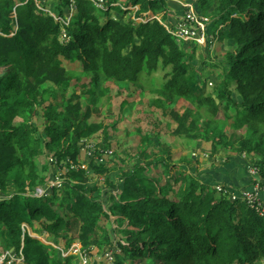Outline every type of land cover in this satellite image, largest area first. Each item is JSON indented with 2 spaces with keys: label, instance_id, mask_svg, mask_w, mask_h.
I'll return each mask as SVG.
<instances>
[{
  "label": "trees",
  "instance_id": "1",
  "mask_svg": "<svg viewBox=\"0 0 264 264\" xmlns=\"http://www.w3.org/2000/svg\"><path fill=\"white\" fill-rule=\"evenodd\" d=\"M17 2L0 0V256L23 255L10 264H80L78 255L65 256L75 243L105 252L118 240L116 264H261L264 213L185 173L170 152L161 157L159 135L140 133L136 163L110 189L91 185L97 178L80 168L50 186L62 163L77 164L82 142L100 133L106 142L91 164L106 174L108 124L92 122L101 115L102 82L151 87L158 97L151 104L177 125L173 135L205 142L212 157L230 149L252 159L264 186V0H187L214 25L207 47L180 44L167 31L168 0H103L102 7L53 0L50 12V0ZM161 8L162 19L154 18ZM113 9L123 17L111 16ZM216 38L234 49L213 72L200 71L197 48H212ZM64 60L80 63L81 73H70ZM159 72L165 82L157 84ZM85 77L92 87L79 83L86 91L67 95ZM222 121L244 129L237 145ZM182 162L192 169L199 161ZM159 168L164 183L152 173Z\"/></svg>",
  "mask_w": 264,
  "mask_h": 264
},
{
  "label": "rangeland",
  "instance_id": "2",
  "mask_svg": "<svg viewBox=\"0 0 264 264\" xmlns=\"http://www.w3.org/2000/svg\"><path fill=\"white\" fill-rule=\"evenodd\" d=\"M17 1L18 0H15L16 3H18ZM50 1V6L52 7L45 9V12H50L49 9L53 10L58 4L52 2L53 0ZM186 1L187 0H175L167 3L169 9L168 17L171 19H168L166 21L167 23H169L166 24L167 26L171 27L178 22V20L182 16L181 13L183 11L181 6H183ZM179 7L181 9H179ZM165 12L166 8H161L155 16L162 19ZM197 12L198 16L201 17V12L199 9H197ZM110 15L116 18L123 17V15L117 12L115 9L111 11ZM52 16L55 17L56 20H60L58 15L54 12L52 13ZM128 21L129 19L126 20V22ZM211 28H214V25L211 24ZM212 36L213 34L208 31L209 39H211ZM232 49H234L233 42L221 41L216 38L212 48L208 50L197 48L194 64L198 65L197 67L199 70L201 69L200 71L204 70L205 72H213V70L215 69L211 68V65L213 66L214 64H221L225 60L226 55ZM64 63L70 73H81L80 63H71L66 60H64ZM216 72L217 73L214 74L211 79H217L220 73V69ZM85 78L81 79L79 82L75 81L74 79L72 81V85H76V88L74 89L72 87L71 89H69L67 95L70 96L74 92L82 95L86 90H84L83 86H78L79 83H85L92 87V85L90 84V78ZM153 78L155 79V83L157 84L165 82L164 72H159ZM100 87L101 90L106 93V95L101 98L97 106L101 111L100 117L94 115L92 122H103L108 124L107 135L108 142H110V148L108 150L109 152L107 153L108 157L103 156V159L106 162L107 172L104 175H99L92 169L93 164H91V158L95 155V149L98 146L101 147L104 145L101 143L106 142L104 138L105 134L100 133L90 140L82 142L85 143L86 146L81 152L77 164H73L71 167H68V163H62L60 170H58L55 175V180H58L54 183L52 182L50 187L54 186L55 184H60L58 182L63 183L64 180L69 179V176L74 170L78 171V168H80L81 170L87 171L90 176L97 178L93 179L91 185L97 183L100 185L101 190L110 189L111 187L109 184L114 185L116 183V177L120 173V171L126 170L129 166L132 165V163H136L137 149L138 146L141 145V138L139 136L140 133H143L151 134L153 137L159 135L162 144L157 146H159V149L161 150V157L166 158L167 155L165 154L170 152V155H172L173 161L177 164V166H183V168L185 169L184 172L194 176L198 181H202V183H208L209 185L215 187L217 190L221 189V192L227 191L229 193H241L243 191L252 190L251 185H253V179L255 178L253 174V171L255 169L253 166V160L250 158L243 159L242 157L234 154L230 149L222 150L216 157H212L210 155L211 149L205 142H192L185 140L182 137L173 135L172 130H174L177 125L173 124L172 120H170L167 114L164 113L165 111L162 108H157L151 104V102H154L158 98L156 94L153 95L151 93V87L144 86L145 88L142 89L135 88L133 85L123 84L122 86L118 85L117 83L110 82H102ZM212 88L213 86H211L210 83L207 82L206 91L210 92L212 91ZM143 91L144 94H142ZM234 97L236 100H239L236 93H234ZM179 108L180 106H175L176 110H179ZM224 122H226V125L224 127L225 133L227 132V134L230 135V138L234 144L237 139H240L241 136L244 135V129H237L234 126L233 121H222V126L224 125ZM229 145H232V143L229 142ZM112 151L114 153V156L110 158V156L112 155ZM99 159L100 158L96 156V160ZM187 160H198L199 162H196V165L192 169H190L185 163L182 162ZM38 164H40L39 169L41 175H45L44 170H42V165L45 164L43 163V159L39 160ZM162 172V168H159L153 170L152 173L155 176L162 177V183H164L167 178ZM172 172L177 174L178 177H182L179 175L180 171L175 172L173 170ZM250 187L251 189H249ZM113 192H116V189H114ZM262 192H264V186L261 185L260 191L258 193L262 203L264 204V193ZM104 198L105 200L108 199V197L106 198L105 196ZM112 220L113 218L110 217L109 220L106 219L104 222L108 226H110L111 224H113ZM27 229H30V231L32 230V232L35 231V228L28 227ZM36 229H38L37 226ZM36 235H38L37 232L36 234H33V236ZM47 237L48 234L39 237L37 236V238H40L42 241H45L44 238ZM120 240L122 241L121 238ZM75 245L81 246V244L79 243H75L73 246ZM108 249L109 250H106L105 252H98L94 249L88 252L84 249L89 256L87 263L116 264L117 259L115 253L120 252L118 240H114L113 248ZM11 252L12 251L7 253L10 254ZM9 254H7L6 257ZM107 254H112V260L106 258ZM78 263L79 262L77 261V264ZM80 264H84L81 259ZM261 264H264V261H262Z\"/></svg>",
  "mask_w": 264,
  "mask_h": 264
},
{
  "label": "built area",
  "instance_id": "3",
  "mask_svg": "<svg viewBox=\"0 0 264 264\" xmlns=\"http://www.w3.org/2000/svg\"><path fill=\"white\" fill-rule=\"evenodd\" d=\"M97 7H102L103 0H95ZM175 1V0H171ZM183 7L187 9L186 13L181 16V18L178 20V22L171 27L164 25L167 29V31L177 40L178 43H187V44H193L195 46L199 45L201 47H207L209 42L213 39V36L211 39L208 37V31H210V24L211 21L209 18L202 16H198L197 9L193 6L192 3L186 2L183 4ZM158 18V17H154ZM160 19V18H158ZM253 174L255 178L258 180V174L256 169H254ZM261 185L258 180V182L254 185L251 191H243L240 194L237 193H231L233 200H243L246 201L247 204H249L253 208H257L262 211V215L264 213V204L261 201V198L259 197V191H260ZM219 192H221V189H218ZM264 193V192H262ZM39 195L43 194V191H39ZM9 253H5L0 256V264H4V262L9 258L10 263L17 261L21 262L24 260L23 255L21 254V257L15 259L12 256V252L6 257V255ZM69 254L78 255L79 258L84 262V264H88V254L86 251L82 249L80 245H75L72 247L70 252L68 254H65L66 256ZM106 258H109L112 260V254H107Z\"/></svg>",
  "mask_w": 264,
  "mask_h": 264
},
{
  "label": "crops",
  "instance_id": "4",
  "mask_svg": "<svg viewBox=\"0 0 264 264\" xmlns=\"http://www.w3.org/2000/svg\"><path fill=\"white\" fill-rule=\"evenodd\" d=\"M170 19V18H169ZM171 20V19H170ZM1 255H3V254H1Z\"/></svg>",
  "mask_w": 264,
  "mask_h": 264
}]
</instances>
